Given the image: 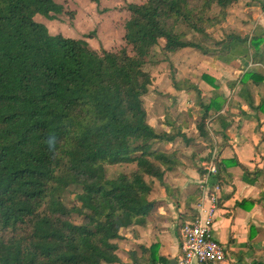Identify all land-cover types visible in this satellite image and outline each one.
<instances>
[{"label":"trees","instance_id":"obj_1","mask_svg":"<svg viewBox=\"0 0 264 264\" xmlns=\"http://www.w3.org/2000/svg\"><path fill=\"white\" fill-rule=\"evenodd\" d=\"M231 4L129 3L125 46L96 51L35 20L62 14L55 0H0V264H167L156 246L129 251V262L118 255L122 229L152 223L154 179L164 183L166 172L180 165L175 152L154 148L181 133L158 134L148 122L144 97L153 78L145 66L161 40L166 59L200 48L179 26L208 36L226 21ZM247 40L227 35L221 50ZM262 43L250 39L254 59ZM206 119L198 125L202 136ZM119 164L136 169L109 179L106 167ZM72 186L81 192L69 208L63 194Z\"/></svg>","mask_w":264,"mask_h":264},{"label":"crops","instance_id":"obj_2","mask_svg":"<svg viewBox=\"0 0 264 264\" xmlns=\"http://www.w3.org/2000/svg\"><path fill=\"white\" fill-rule=\"evenodd\" d=\"M246 11L247 14L234 8L229 10L227 20L216 27L222 37L214 40V47L206 48L197 43L204 54L193 60V72L189 74L191 70L185 64H176L180 72L178 78H197L196 83L192 80L189 89L195 92L194 112L191 111V114L195 113L192 121L201 138L197 142L207 148L203 165L207 161L210 163L214 156L220 163L218 176L223 183L213 231L214 238L229 252L225 264H250L254 259H259L252 258L255 252H264V80H260V76L264 77V12ZM212 31L214 29L204 36L210 38ZM231 33L248 40L233 42L229 49L221 50L220 43ZM253 36L263 40L258 59L253 58L249 49ZM261 88L263 90L260 91ZM186 96L190 101L191 98ZM205 108L209 109L208 112H205ZM180 109L183 111V108ZM204 114H207V135L202 136L198 125ZM184 127L186 124L181 128ZM177 133H181L178 137L185 142L194 143L182 131ZM211 135L218 150L215 145L209 147L212 144L209 142ZM176 138L163 142L171 143ZM179 161L178 169L168 173L171 174L169 183L166 174L163 187L154 189L150 195V200L154 202L152 223L122 229V241H117L119 248L126 247L127 252L140 253L143 247L150 249L156 246L153 252L165 257L167 264H178L183 244L181 230L184 224L192 222L199 214L198 204L204 197L205 188L201 189L200 184L199 190L198 184L204 181L208 165L205 170L188 171L180 156ZM247 171L250 175L245 176ZM187 174L196 179L197 185L183 182ZM253 180L256 181L252 183ZM215 181L216 177H213L211 183Z\"/></svg>","mask_w":264,"mask_h":264},{"label":"rangeland","instance_id":"obj_3","mask_svg":"<svg viewBox=\"0 0 264 264\" xmlns=\"http://www.w3.org/2000/svg\"><path fill=\"white\" fill-rule=\"evenodd\" d=\"M55 1L61 4L64 8V12L57 16L56 19L49 20L39 14L35 16V20L45 24L51 34H62L66 37L84 39L88 42L89 46L96 51H116L125 46L124 26L129 18V12L126 10V6L129 3L140 4L147 0H99V4L91 0ZM239 1L240 0H232V4L228 8V13L232 8L236 11L242 10L245 14L248 12L246 10H252L253 12L258 10L259 12H264V0ZM217 12L218 9L214 8L210 13L213 15ZM216 27L211 28L214 29L210 37L211 40L210 38L189 29L183 24L179 26L178 31L183 33L190 42L195 44L200 43L206 48H211L214 47V40L222 37L220 31L217 30ZM159 44L160 45L152 52L149 62L145 66V69L151 73L153 78L149 92L144 97V106L148 113V122L155 128L158 134L168 132L176 134L178 131H182L187 137L190 136L194 143H187L180 137H177L176 140L171 143L157 142L154 145V148L159 151H176L177 158L179 159L180 156L184 160V165L186 166L185 169H188V171L191 169L196 171L197 169L205 170V166L209 164V161H204V166L202 160L207 158V155H204L207 153V148L203 147L202 143L197 142V140H200L201 138L198 136L196 126H194L195 122L192 121L195 113L191 114V111L194 112V107L192 105L195 104V92L189 89V86L192 84V80L196 83L197 78H178L177 75H180V72L176 66V64H185L186 67L188 66V70H191L190 72L188 71L190 74L193 72V60L197 58L198 55L202 56V54H204L203 50L197 48H184L168 54V59H166V55L162 50L164 41L161 40ZM261 90H263V88H261L260 91ZM186 95L191 98L190 101L186 99ZM185 107L189 109L188 112ZM180 108H183V111H181ZM169 123H172V125ZM185 124L186 127L181 128ZM213 138L212 135L209 137V142H212L209 147L216 146V150H218V146L215 145ZM178 167L175 169H178ZM135 169V164L107 166L106 176L109 179H113L120 173L130 174ZM169 172L172 171L166 172L168 176L166 177L167 183L171 180V174H168ZM184 177L186 180L183 182L197 185L196 179L192 178L190 175L187 174ZM193 180H195V182H193ZM218 181L222 186L223 181L221 177H219ZM200 184L201 183L198 184L199 190ZM162 185L163 183L154 179V189L162 188ZM80 192V187H70L63 194L65 205L69 208L76 205L77 195ZM73 219L75 223L81 222V218L76 215H74ZM121 241L122 240L119 242ZM262 244L264 247V235L262 238ZM118 255L123 261L129 260L126 247L119 248ZM255 257L264 262V252H255L254 255H252V258Z\"/></svg>","mask_w":264,"mask_h":264},{"label":"built area","instance_id":"obj_4","mask_svg":"<svg viewBox=\"0 0 264 264\" xmlns=\"http://www.w3.org/2000/svg\"><path fill=\"white\" fill-rule=\"evenodd\" d=\"M206 171L201 183V189H205L204 197L198 204L199 214L192 222L184 224L181 230L183 244L178 264H225L229 259L226 246L214 238L213 231L221 190L216 156L206 166ZM213 177H216V181L211 183Z\"/></svg>","mask_w":264,"mask_h":264}]
</instances>
